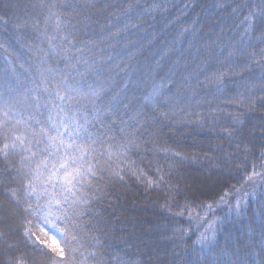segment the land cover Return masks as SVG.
Listing matches in <instances>:
<instances>
[{
	"label": "trees",
	"instance_id": "trees-1",
	"mask_svg": "<svg viewBox=\"0 0 264 264\" xmlns=\"http://www.w3.org/2000/svg\"><path fill=\"white\" fill-rule=\"evenodd\" d=\"M261 10L264 0H0V93L40 83L41 58L70 71L64 48L90 61L114 57L99 118L88 113L87 135L102 141L93 146L90 204L69 210L72 223L29 217V239L6 173L0 264L19 256L25 264H264ZM101 29L118 38L101 42ZM157 84L173 97L171 111L145 100ZM40 111L45 119L48 109ZM52 237L63 257L47 247Z\"/></svg>",
	"mask_w": 264,
	"mask_h": 264
},
{
	"label": "snow or ice",
	"instance_id": "snow-or-ice-1",
	"mask_svg": "<svg viewBox=\"0 0 264 264\" xmlns=\"http://www.w3.org/2000/svg\"><path fill=\"white\" fill-rule=\"evenodd\" d=\"M127 11H133V5L129 4ZM260 14L264 15V10ZM97 38L104 42L105 39H117L118 35L110 29H101ZM92 46H95V41L85 45L89 52H92ZM0 49L7 52L4 45H0ZM76 51L81 53L80 58L69 48L61 52L70 71L53 69L41 58L37 69L40 83L33 80L35 87L23 86L25 90L22 92L12 89L7 95L0 93V163L6 166L0 170V177L11 173L10 179L18 185L8 188L9 200L15 205L13 211H19L20 226L29 239L32 238L29 217L42 219L46 224L53 223L50 217L72 223L69 210L73 215L84 212L82 206L90 204L88 189L93 187L91 179H96L99 171L92 163L93 154L97 151L93 146L102 141L99 136L87 135V125L91 122L88 113L93 119L99 118L106 86L105 74L110 67L105 65L114 57L109 55L90 61L83 58L82 49L77 48ZM20 67L23 69V65ZM23 71L27 72V69ZM213 75L222 81L223 74ZM89 77L93 83H88ZM261 79L264 80V73ZM164 87L163 84L154 85L145 100L156 108L168 105L171 111L175 106L173 97L162 91ZM40 93L49 97L54 95L61 103L54 104ZM88 104L92 105L91 109L86 107ZM41 108L48 109L45 119L39 118L43 115ZM161 116L167 118V113L161 112ZM128 144H135V140L130 139ZM125 147L127 145H119L120 150ZM261 157L264 158V151ZM112 174L122 179L119 170ZM41 199L46 203L41 205ZM239 207L238 202L236 208ZM57 212L62 215L56 216ZM36 239L39 240V237ZM47 247L61 257L65 255L55 237ZM25 259V256L14 257L9 264H25Z\"/></svg>",
	"mask_w": 264,
	"mask_h": 264
}]
</instances>
